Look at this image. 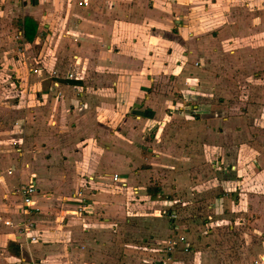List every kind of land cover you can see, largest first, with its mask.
Listing matches in <instances>:
<instances>
[{
    "label": "crops",
    "instance_id": "crops-1",
    "mask_svg": "<svg viewBox=\"0 0 264 264\" xmlns=\"http://www.w3.org/2000/svg\"><path fill=\"white\" fill-rule=\"evenodd\" d=\"M5 71L0 264H99L77 246L88 225L141 216L164 222V242L185 233L189 264H264V0H0ZM31 180L34 242L15 191ZM205 188L213 219L177 228ZM231 217L233 261L218 246Z\"/></svg>",
    "mask_w": 264,
    "mask_h": 264
},
{
    "label": "rangeland",
    "instance_id": "rangeland-1",
    "mask_svg": "<svg viewBox=\"0 0 264 264\" xmlns=\"http://www.w3.org/2000/svg\"><path fill=\"white\" fill-rule=\"evenodd\" d=\"M16 50L17 48L10 52L12 54H16ZM25 59V54H22V62H24ZM15 77L16 76L11 73V71H5L3 77L0 80L1 87L4 89V91L8 90L7 92L10 91V93L14 95L16 93V87L15 83H13L12 81L13 79H16ZM187 97H190L189 94ZM173 110L175 112H184L185 109L183 106L181 108L173 107ZM109 145L111 148V144ZM90 180H92L91 177H89L88 181ZM120 186L122 187L123 185L121 184ZM126 187L128 186L126 185ZM185 188L188 189V187ZM202 190V193L198 195L197 201L199 202L197 206H192L197 204V202H195L196 200H193V195L186 194L185 197L189 198L188 200L190 201L191 205L188 206L189 209H186V211L182 213H180L181 210H179L181 209V207L178 209L181 217H178L177 222L179 223L176 222L177 228L179 227V225H182L181 228L183 226H188L192 231H200L199 229H197V226H200L201 228V223L204 222V220L213 219L210 217L211 212L210 208H208V204L214 198L213 196L218 193V191L215 192L206 188ZM178 194L181 196L182 191H176L174 193L175 196H179ZM136 198H138L137 200L140 201L143 200L140 195H137ZM140 204L141 203L136 206V209L138 211L145 212L148 208L146 207V205L144 206ZM152 211L154 210H151V212ZM84 213L85 212H82V214ZM194 215L197 216L194 217ZM141 217L130 218L123 221L124 223L117 221L115 223L107 224V222H100V220V223H90V225H88L90 226V228H87L86 235H81V237L78 238L79 242L77 246L80 247V250L86 252L85 259L94 263L162 264L161 260L165 259V254L164 251L161 250L164 249L169 241V239H167L166 242H164L163 240V238L166 236L165 234H167L165 233L166 231L162 229L164 227V222L162 224L160 221L156 220H143L141 219ZM192 220L196 221V223L193 224L191 222ZM81 222H79V225L83 229V222ZM235 222L237 223V218L234 217H231L229 218V220L225 221V224L221 227L223 228L221 230L222 235L220 241L218 242V246L228 250L227 252L232 261L236 257H239L241 247L244 244V239L241 237V232L244 225H238V227L234 229L230 228V224ZM212 226H209V224H203L202 232L204 231L203 233L208 234L209 229H211ZM157 238L162 242H159ZM190 238L195 244V237L193 238L191 236ZM207 245L210 244L207 243ZM158 248L160 249V251L157 250ZM192 251L193 249L184 253H180L181 251H179L176 254L177 256L172 261L168 262V264H184L183 262H188L189 264V258H191V255L189 254Z\"/></svg>",
    "mask_w": 264,
    "mask_h": 264
},
{
    "label": "built area",
    "instance_id": "built-area-1",
    "mask_svg": "<svg viewBox=\"0 0 264 264\" xmlns=\"http://www.w3.org/2000/svg\"><path fill=\"white\" fill-rule=\"evenodd\" d=\"M87 4V1H80V4ZM72 76V74H70ZM119 175L114 174V179L118 180ZM17 193H19L22 196L23 205L22 210L23 213L26 215V219L23 221L20 231L23 232L29 238L32 242L36 241L38 239L37 234L34 233L35 231V223L31 219L32 215V198L33 194L36 191V182L32 180L31 182L27 184L20 185L15 190ZM84 204L82 206H89L90 204H87V201L85 199L81 200ZM175 212H170L169 216L171 218H175ZM7 225H11L13 221L11 219H6L4 221ZM181 250L182 252H187L192 249V244L188 240V237L185 233H177L175 237H172L169 239L168 243L162 249L161 251H164L165 259L161 260L162 264H168V262L172 261L176 254ZM36 264H43L41 262H38Z\"/></svg>",
    "mask_w": 264,
    "mask_h": 264
},
{
    "label": "trees",
    "instance_id": "trees-1",
    "mask_svg": "<svg viewBox=\"0 0 264 264\" xmlns=\"http://www.w3.org/2000/svg\"><path fill=\"white\" fill-rule=\"evenodd\" d=\"M23 24H24V27H25V35L28 39H33V36H31V28H33L34 32L36 31V28H37V22H35L33 20L32 17L30 16H26L23 20ZM33 33V32H32ZM149 191L151 193V195H156L157 191H158V188L156 186H152V187H149Z\"/></svg>",
    "mask_w": 264,
    "mask_h": 264
}]
</instances>
